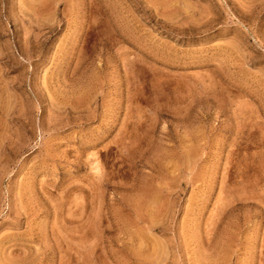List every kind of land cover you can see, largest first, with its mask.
I'll return each mask as SVG.
<instances>
[{
  "label": "rangeland",
  "instance_id": "rangeland-1",
  "mask_svg": "<svg viewBox=\"0 0 264 264\" xmlns=\"http://www.w3.org/2000/svg\"><path fill=\"white\" fill-rule=\"evenodd\" d=\"M0 264H264V0H0Z\"/></svg>",
  "mask_w": 264,
  "mask_h": 264
}]
</instances>
